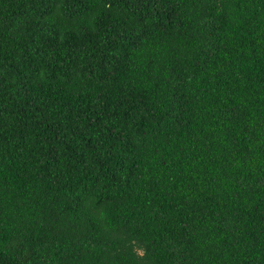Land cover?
Returning a JSON list of instances; mask_svg holds the SVG:
<instances>
[{
    "label": "trees",
    "instance_id": "trees-1",
    "mask_svg": "<svg viewBox=\"0 0 264 264\" xmlns=\"http://www.w3.org/2000/svg\"><path fill=\"white\" fill-rule=\"evenodd\" d=\"M0 264H264V0H0Z\"/></svg>",
    "mask_w": 264,
    "mask_h": 264
}]
</instances>
